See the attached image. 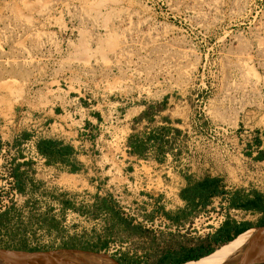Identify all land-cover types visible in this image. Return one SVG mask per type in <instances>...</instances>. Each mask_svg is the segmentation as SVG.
<instances>
[{"label":"rangeland","instance_id":"374dc122","mask_svg":"<svg viewBox=\"0 0 264 264\" xmlns=\"http://www.w3.org/2000/svg\"><path fill=\"white\" fill-rule=\"evenodd\" d=\"M202 97L214 122L238 128L239 149H246L241 141L255 146L264 136V0H0V136L8 145L31 132L24 112L43 114L68 100L82 101L100 121L111 103L129 102L130 117L143 105H164L177 122L202 109ZM18 157L0 155V247L107 243L94 251L126 264H160L167 251L187 243L182 237L189 232L156 236L104 215L96 205L101 199L82 198L84 190L94 193L92 184L60 179L54 168L35 165L30 189L36 190L28 195ZM240 158L221 173L226 184L264 193L256 181H264L263 165ZM18 183L23 191L15 192ZM70 207L88 217L65 228L61 215ZM228 218L256 222L260 214Z\"/></svg>","mask_w":264,"mask_h":264},{"label":"built area","instance_id":"2783aa9c","mask_svg":"<svg viewBox=\"0 0 264 264\" xmlns=\"http://www.w3.org/2000/svg\"><path fill=\"white\" fill-rule=\"evenodd\" d=\"M197 101L203 104L202 109L200 107V110L190 111L185 119L182 118L174 125L166 124L170 128L169 131L154 132V135L142 134L147 127V132L152 131L149 124H144L146 121L140 119L147 110V105H143L142 110L130 117L129 109L126 108L129 102L111 103L108 119L102 118L96 127L88 125L85 120L77 125L80 131L76 138L78 152L96 159L97 167L88 170L90 174L60 172L59 178L73 176L86 179L88 184L95 187L94 193L91 190L83 191L85 196L82 198L86 202L107 199L115 204L133 225L152 231L156 236L161 233L171 235L177 232H212L218 229L228 219L229 214L239 211L228 207L229 200L225 195L213 197L211 203L199 209L190 221L181 220L176 223L166 215L184 208L181 179L187 176L227 172V168L236 166L240 157L245 161L255 160L263 167L264 162L257 160L253 154H247L250 147L256 148L250 142L241 141V145L246 149H239L238 128L214 122L207 112L208 103L204 98ZM80 107L84 112L90 111L82 101ZM148 111L151 109L148 108ZM161 111L156 106L152 108L155 119L161 115ZM43 117L41 114L27 112L22 115V119L29 120L31 126ZM59 124L68 129L67 122L60 121ZM51 130V125L44 128V131ZM111 130L113 133L117 132L119 137L118 151L114 148L116 137ZM136 133L139 140L147 146L144 154L136 153L130 143L132 134ZM156 138L160 139L165 148L161 154L156 150ZM19 140L20 144L11 150L19 156L18 160L34 162L40 166V171H48L46 159L38 150L39 134ZM8 147L4 144L0 155L8 153ZM256 181L264 186V181ZM251 184L254 185L255 182L252 180ZM17 189L14 191L17 192ZM73 195L69 194L70 200L75 202ZM78 217L86 219L88 215L75 210V207L66 209L61 215L63 227L75 225ZM200 226H203V229H200Z\"/></svg>","mask_w":264,"mask_h":264},{"label":"crops","instance_id":"0c3cea01","mask_svg":"<svg viewBox=\"0 0 264 264\" xmlns=\"http://www.w3.org/2000/svg\"><path fill=\"white\" fill-rule=\"evenodd\" d=\"M155 106H150L149 109L154 108ZM160 110L161 111V115H159L156 119L154 118L155 115L152 114L151 111L146 110L143 115L141 116L140 119L145 120L146 122H144V124L148 123L149 126L151 127L152 131L147 132L148 128L147 127L142 134L144 135H154V132H167L170 130L169 127L166 126L167 125H174L176 123V120L173 119V116H168L167 110H164L162 108H164V105L160 106ZM71 111L70 113L68 112ZM63 111H66L67 113L64 114ZM41 115H43V119L40 121H36L35 123L32 124V129L30 130L31 132L25 133L23 134V138H30L31 136L35 135V134H39V140L41 139H50L53 140L57 145V148H63L65 149V154L64 155H60V156H54V157H47L44 156V158L46 159V166L48 168H54L55 171L59 170V172H70V173H81V174H87L88 170H92L95 169L96 166V159L94 158H90L84 154H81L78 152V142H77V137L79 135V129L77 127V125L81 124L83 122V120H85L88 125H92L95 126L97 125V123L100 120V117L95 114L92 113L90 111H82L81 107H80V102L76 101L75 99L73 100H68L66 102V104L60 105L56 108H52L48 111H46L45 113H41ZM189 115V113H188ZM60 121H65L67 122V126L68 129H65L62 125H58V122ZM70 122V123H69ZM164 124V126H163ZM47 125H51L52 126V130L51 131H44V128ZM58 127H57V126ZM150 133V134H149ZM138 134H132V136L134 138H138L137 136ZM260 137L256 140V145L255 147L258 149L256 153H253V155L256 154H262L264 156V136L263 135V131L260 132ZM131 136V137H132ZM153 137V136H152ZM151 138V136H150ZM160 139L156 138L157 144H156V150L159 154L163 153L165 148L164 146H162V144L159 141ZM0 141H1V145H0V150L2 149L3 145L6 144V140L5 137L2 135L0 136ZM251 144H253V140L250 142ZM17 143L15 142H11L10 145L7 144L8 147V152H11L12 148L14 146H16ZM143 153L146 151L147 146L143 143ZM260 161L264 162V158L261 159ZM36 163L34 162H30V161H23V167H22V174L23 176L27 177V182H28V195H30L33 190L35 191L36 189L32 188V190L30 189L31 186V182L34 181L33 175H34V167H35ZM75 168V171L72 172L71 168ZM227 170L229 171L230 169L227 168ZM223 173V172H222ZM90 174V173H88ZM207 179H213V180H217L218 181V186H219V191L216 194H212L210 196H208L207 198H200L197 197L196 199H194L193 201H188V200H184V208L181 211H178L176 213H172V215L178 217V219L173 220L174 222L178 223L181 220H185V221H190L191 218L194 216V214L201 208H205L207 207L211 201L213 197H217V196H228V207H232L233 206V202H237V204L240 203H246L248 202V200L250 198H253V191L249 192L248 190H242V189H237V188H232L231 186L227 185L226 183L229 181L228 178L225 175L222 174H202V175H198V176H187L184 179H181L182 183H181V193L183 191H185L187 188L189 187H193L197 184H200L201 182H203L204 180ZM239 211H244V212H250V213H255V214H260V218L254 222L251 219H238V218H228L227 220L229 222H232L234 224H236V226L238 227L239 230H251L250 225L251 224H256L262 217H263V213H259V212H255V211H251V210H244V209H238ZM102 212L104 213V215H108V217H111V214L108 210H102ZM108 219V218H105ZM226 220V221H227ZM225 221V222H226ZM223 223L218 229L212 231V232H207V235L205 233V231L201 232H196V231H190L189 233H187L185 236L182 237V239L187 240V243H183L180 247L176 248V249H171L169 252H166V255H171L173 260H178L181 259L182 254H188L189 252H194V253H199V252H205L207 250V248L209 247H216L217 243L214 241V239L218 236L219 234V230L221 228H223L225 226L226 223ZM133 225V224H131ZM254 229V228H252ZM242 232V233H243ZM241 233V234H242ZM197 236H194L196 235ZM142 234H140L139 236H141ZM173 235V234H171ZM193 235V236H191ZM239 236V235H238ZM238 236H235L231 241H234ZM192 237V238H189ZM143 238V237H142ZM189 239L191 242H189ZM229 241V242H231ZM229 242L227 243H223L221 244L219 247H217L215 249V251L208 255V256H203L201 259L199 260H191L188 262H185L183 264H188L190 262H198L201 261L213 254H215L218 250H220L222 247H224L225 245H227ZM172 260V261H173ZM120 261V260H119ZM122 262V261H121ZM123 263V262H122Z\"/></svg>","mask_w":264,"mask_h":264},{"label":"trees","instance_id":"16d2710c","mask_svg":"<svg viewBox=\"0 0 264 264\" xmlns=\"http://www.w3.org/2000/svg\"><path fill=\"white\" fill-rule=\"evenodd\" d=\"M258 141V140H257ZM130 143L134 148V151L138 154H142L144 147H143V142L139 140V138H134L133 136L130 139ZM1 145V144H0ZM57 144L50 139H41L38 142V150L39 152L47 157H54V156H62L65 154V149L63 148H57ZM257 160H261L264 158L262 154H258L255 156ZM71 171L74 172L75 168H71ZM14 176L18 179L19 174L15 173ZM17 188L20 191H23V188L21 186V183L17 184ZM219 191V186H218V181L213 180V179H207L201 182L200 184H197L193 187L187 188L185 191L181 193V196L184 200L188 201H193L197 197L200 198H207L208 196L212 194H216ZM253 198H250L248 202L246 203H240L237 204V202H233V207L236 209H244V210H251L259 213H263V217L256 223V224H251L250 227H257V226H264V193L258 192V191H253ZM97 205V208L102 211V210H108L112 215L115 217H118L121 221L124 223L131 225L132 222L129 220H125L120 216V213L115 211L112 206L109 205V202L107 199H103ZM170 219L175 220L179 218L172 215L171 213L166 214ZM225 226L219 230L218 236L214 239V241L217 243L216 247H209L205 252H199V253H194V252H189L188 254L184 255L181 259L178 260H173L172 256L165 255L162 259L160 264H182L186 261L189 260H194L198 259L200 257H203L205 255H208L215 251L217 247H219L221 244L226 243L230 240H232L235 236H237L239 233L243 232V230H239L236 224L229 222L228 220L225 222ZM70 248H76L75 246H69ZM107 247V243H97L92 246H86L83 249L87 250H96L97 248ZM36 250V249H34ZM173 260V261H172ZM126 264V263H123ZM129 264H142L141 262L134 260L130 262Z\"/></svg>","mask_w":264,"mask_h":264},{"label":"water","instance_id":"95a60500","mask_svg":"<svg viewBox=\"0 0 264 264\" xmlns=\"http://www.w3.org/2000/svg\"><path fill=\"white\" fill-rule=\"evenodd\" d=\"M252 228L258 230L255 239L240 256H238L229 264H264V226H257ZM241 233H239L238 235H240ZM201 258L202 257L194 260H199ZM0 264H123V263L118 259H115L101 252H97L94 250H87L83 248L81 249V248L61 247L54 249L24 250V249H12V248L0 247Z\"/></svg>","mask_w":264,"mask_h":264},{"label":"bare ground","instance_id":"6f19581e","mask_svg":"<svg viewBox=\"0 0 264 264\" xmlns=\"http://www.w3.org/2000/svg\"><path fill=\"white\" fill-rule=\"evenodd\" d=\"M258 233L257 229H251L240 234L234 241L218 250L215 254L198 262L188 264H229L240 256L253 242Z\"/></svg>","mask_w":264,"mask_h":264},{"label":"flooded vegetation","instance_id":"af4514ba","mask_svg":"<svg viewBox=\"0 0 264 264\" xmlns=\"http://www.w3.org/2000/svg\"><path fill=\"white\" fill-rule=\"evenodd\" d=\"M185 254H182V256L181 257H183Z\"/></svg>","mask_w":264,"mask_h":264}]
</instances>
